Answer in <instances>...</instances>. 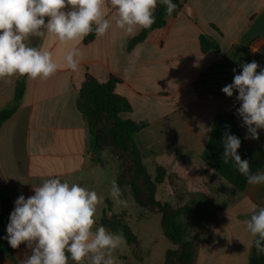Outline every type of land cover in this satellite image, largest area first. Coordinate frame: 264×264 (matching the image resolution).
<instances>
[{
    "label": "crops",
    "instance_id": "0c3cea01",
    "mask_svg": "<svg viewBox=\"0 0 264 264\" xmlns=\"http://www.w3.org/2000/svg\"><path fill=\"white\" fill-rule=\"evenodd\" d=\"M177 1L182 5L179 14L167 17L164 27L150 31L130 50L129 42L141 30L128 35L114 22L104 37L94 34L91 41L60 44L51 36L31 38L32 46L52 52L60 70L47 80L25 77L19 107L0 127V197L8 219L20 195H34L33 187L54 176L104 197L106 175L91 160L89 132L76 101L86 75L100 84L113 77L119 80L113 92L131 108L119 117L145 125L138 136L141 160H147L154 171L156 167L164 170L155 201L188 210L178 223L183 241L196 238L192 264H248L253 237L244 221L254 206H264V185L247 183L237 192L201 160V154L219 113L233 116L244 148L264 150V130H259L258 140L245 139L247 129L236 114L238 93L227 97L222 92L242 71V63L255 60L264 68V0ZM105 12L108 17L112 14L108 8ZM201 34L211 38L219 51L203 53ZM73 44L81 52L75 72L63 60ZM209 72L213 74L205 79ZM16 79L0 80V110L12 101ZM209 82L206 90L202 85ZM260 171L264 164L256 172ZM104 205L105 201L98 208L97 226L104 217ZM122 212L128 227L137 223L126 210L112 213ZM135 227L149 235L146 254L138 263L129 257L132 249L126 245L116 253L120 264H164L166 252L175 244L165 238L161 217L150 225L145 219ZM133 234L141 248L139 234ZM26 254L31 252L21 244L11 257L0 254V264H20Z\"/></svg>",
    "mask_w": 264,
    "mask_h": 264
},
{
    "label": "clouds",
    "instance_id": "9594fccd",
    "mask_svg": "<svg viewBox=\"0 0 264 264\" xmlns=\"http://www.w3.org/2000/svg\"><path fill=\"white\" fill-rule=\"evenodd\" d=\"M158 5L165 6L168 16L177 9L172 0H0V80H47L60 70L50 50L30 44L33 37L51 36L60 44L83 41L92 33L101 38L113 22L124 33L134 35L156 22ZM106 8L111 9L110 17ZM80 55L79 47L73 44L63 57L65 66L78 71ZM240 67L242 71L222 92L227 97L238 93L236 114L242 120L241 127L247 129L245 139L258 140L259 130H264V68L255 60ZM222 144L223 163L231 159L249 185H264V171L253 173L250 161L239 155L240 138L225 131ZM33 191L34 195L17 198L6 228L11 248L25 244L31 252L20 264H120L116 253L126 246L124 237L97 226L103 196L76 183L62 182L59 176L45 179ZM123 195L113 180L109 196L126 208L128 201ZM244 224L257 255L264 254V206H254Z\"/></svg>",
    "mask_w": 264,
    "mask_h": 264
},
{
    "label": "trees",
    "instance_id": "16d2710c",
    "mask_svg": "<svg viewBox=\"0 0 264 264\" xmlns=\"http://www.w3.org/2000/svg\"><path fill=\"white\" fill-rule=\"evenodd\" d=\"M173 3L177 4L176 11L172 16L166 15V9L164 5H158L155 16L156 22L152 25L150 29L141 30L140 34L133 38L129 44L128 49L130 50L136 43L143 42L147 34L150 31L160 29L165 26L167 17H176L181 10V3L177 0H172ZM94 38V33L90 34L85 38L86 41H91ZM200 47L203 53L214 50L219 51L218 45L209 37L204 35L199 36ZM119 80L113 77H110L108 82L105 84L98 83L92 77L86 75L85 81L78 92L76 105L78 110L81 112L86 126L89 132V151L91 153V160L93 163H100V160L97 157V145L98 139L95 131V127L99 123V112H103L108 115L114 122L115 126L121 130L125 131L129 139L132 141L135 139L136 135L140 133L145 127L144 124H136L130 120H123L119 117L120 113H126L131 110L127 100L113 92L114 84L118 83ZM25 90V77H19L16 79L14 84V95L12 101L3 109L0 110V127L7 121L17 110L23 93ZM230 126L226 129L225 126ZM229 131L230 134L236 135L241 140V147L238 150L239 155L242 159H248L250 161L251 171L255 173L259 170L264 164V150H248L244 148L243 139L239 133L238 127L233 119V116L228 113H219L215 116L211 131L210 138L207 143V146L203 153L201 154V160L208 165L219 177L227 181L237 192L244 190L247 184L246 177L242 176L237 167L231 159L227 164L223 163L222 155L224 150L220 148H213V138L216 135H220L222 132ZM133 142V141H132ZM134 162L142 170L143 181L150 180V187L153 193L155 194L156 185L160 184L164 180V170L160 167L155 168L154 179H151L147 176L145 168L143 167L140 153L134 146ZM155 201V199H154ZM1 205H3V200L0 197ZM156 205H160L158 202H154ZM188 210L185 208H178L176 210H171L169 213L163 209L161 211V226L165 238L173 244H179L182 241V228L178 223V220L182 216H187ZM9 223L8 217L4 214H0V254L7 255L11 257L12 252L15 250L10 247L6 239L7 232L6 228ZM108 230L114 233L121 234L125 241L126 245H137L138 241L134 234L130 231L127 224L121 220L120 216L116 217V221H103L102 224ZM168 251L166 252V255ZM248 264H264V254L257 255L256 248L254 243L251 247V252L248 258Z\"/></svg>",
    "mask_w": 264,
    "mask_h": 264
},
{
    "label": "rangeland",
    "instance_id": "374dc122",
    "mask_svg": "<svg viewBox=\"0 0 264 264\" xmlns=\"http://www.w3.org/2000/svg\"><path fill=\"white\" fill-rule=\"evenodd\" d=\"M209 85H211L210 82L202 86H206L207 90L210 88ZM99 119L95 131L98 139L97 157L100 163L96 164L99 165L106 175L104 184V217L99 224L101 225L103 221L115 222L117 216H120L121 220L125 222L126 215L123 212L112 213L118 210H126L132 217L131 221L136 219L137 223L131 222L132 226L129 224L132 230L130 227L128 228L132 233L135 232V234H139L142 247H139V242H137V245H130L129 247L132 249V253L129 257H133L138 263H141L146 254L145 244L148 242L149 235H143L135 226L142 225L145 219H147V225L153 224L155 218L161 217V211L163 209H165L167 213L174 209L166 204L159 206L154 204L155 198L153 197L150 187V180L143 181L144 173L134 162V146H136L138 151L141 148L140 140H138L139 133L132 142L126 132L119 130L108 115L99 112ZM223 134L224 131L213 138L212 145L214 149L220 148L224 150L222 144ZM147 163V160H142L143 167L149 177L147 179H151L152 181L155 176V171L154 168ZM113 180L117 182L124 193L122 198L128 201V206L126 208L115 204L109 196ZM173 180L172 178L169 180L171 185H173ZM195 253L196 238H189L186 242L183 241L179 244H175L173 248L168 251L164 264H192Z\"/></svg>",
    "mask_w": 264,
    "mask_h": 264
},
{
    "label": "built area",
    "instance_id": "2783aa9c",
    "mask_svg": "<svg viewBox=\"0 0 264 264\" xmlns=\"http://www.w3.org/2000/svg\"><path fill=\"white\" fill-rule=\"evenodd\" d=\"M211 74H213V72H209V73H207L206 75H205V79L209 76V75H211Z\"/></svg>",
    "mask_w": 264,
    "mask_h": 264
},
{
    "label": "water",
    "instance_id": "95a60500",
    "mask_svg": "<svg viewBox=\"0 0 264 264\" xmlns=\"http://www.w3.org/2000/svg\"><path fill=\"white\" fill-rule=\"evenodd\" d=\"M2 213V205H1V202H0V214Z\"/></svg>",
    "mask_w": 264,
    "mask_h": 264
}]
</instances>
